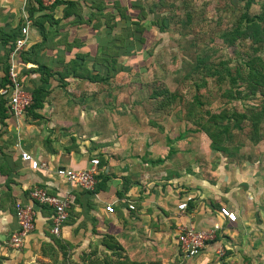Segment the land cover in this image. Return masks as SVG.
<instances>
[{
  "label": "crops",
  "instance_id": "0c3cea01",
  "mask_svg": "<svg viewBox=\"0 0 264 264\" xmlns=\"http://www.w3.org/2000/svg\"><path fill=\"white\" fill-rule=\"evenodd\" d=\"M173 4L174 0H57L46 6L40 0H0V85L8 54L28 21L26 45L17 56L21 79L29 91L49 90L42 108L35 110L40 117L25 112L19 123L13 116L0 122V264H88L90 257L103 261L110 255L102 243L106 235L120 243L122 257L137 264H176L181 259L180 225L219 228L218 236L190 257L195 264H264V152L261 161L240 164L232 159L229 168L213 162L206 170L191 162V154L204 148L198 142L207 143L210 150V140L190 128L183 104L178 100L171 109L160 108L161 100L144 99L136 83L119 86L112 81L139 73L135 59L145 57L143 50L118 56L130 70H120L108 83L57 76L77 58L94 72V58L122 39V24L134 11L144 10L145 19L151 20L156 17L150 10ZM145 19V25L151 24ZM15 33L18 37L11 41ZM21 52L36 62L23 61ZM43 64L55 74L47 83L40 80ZM103 69L99 64L98 70ZM98 122L111 125L103 128L96 126ZM18 139L23 149L45 162V169H32L20 159ZM92 158L104 161L99 174L108 176L102 186L97 179V188L89 191L93 193L56 173L58 167L84 168ZM34 187L68 200L67 219L57 235L51 232L54 209L30 199ZM18 200L31 205L35 227L21 249L14 250L7 242L17 228ZM182 201L186 207L178 209ZM221 205L236 213L235 221L220 215ZM220 248L223 254L216 256Z\"/></svg>",
  "mask_w": 264,
  "mask_h": 264
},
{
  "label": "rangeland",
  "instance_id": "374dc122",
  "mask_svg": "<svg viewBox=\"0 0 264 264\" xmlns=\"http://www.w3.org/2000/svg\"><path fill=\"white\" fill-rule=\"evenodd\" d=\"M260 1L256 0L248 9L244 7V0H174L173 6L168 9H165V5L160 6V9L153 11L155 15L159 11L164 15V31H159L152 24H146L145 35L147 40L152 41L149 50L154 51L150 67L140 68L137 74L134 71L125 73L119 81L112 79L119 86L126 82H132L133 86L136 83L137 89L141 86L144 91L139 92L143 93L144 99L161 92L163 98H175L186 107L187 103L199 97L203 103L202 109L208 111L207 117L211 112L219 113L221 110L230 114H247L246 118L239 120V128L233 127L225 134L223 141L230 148L229 151L214 153L211 149L208 150L207 143L198 142L204 148L201 153L199 150V154L197 151L191 154V162L195 160L200 168L209 170V164L213 162L226 164L229 168L233 165L232 159L240 164L256 159L263 160L264 117L259 118L257 129H254L251 124L252 110L250 112V106L258 107L261 103V92L249 94L246 81H231L230 76H223L218 80L216 75L205 76L200 68L206 65L223 72L229 67L233 74L239 59L243 61L246 54L252 53L253 44L246 37H236L233 44H229L225 38L229 33L235 34V27L243 13L252 16L259 12ZM142 49L147 57L148 49L144 46ZM258 54L264 58V50H260ZM138 58L135 60H139ZM196 65L200 67L196 68ZM97 125L109 128L111 123L98 122ZM191 127L193 128L192 124ZM214 181L213 178L212 182ZM214 253L217 256L220 252L218 250V253ZM179 260L176 264H195L196 261L182 255Z\"/></svg>",
  "mask_w": 264,
  "mask_h": 264
},
{
  "label": "trees",
  "instance_id": "16d2710c",
  "mask_svg": "<svg viewBox=\"0 0 264 264\" xmlns=\"http://www.w3.org/2000/svg\"><path fill=\"white\" fill-rule=\"evenodd\" d=\"M256 0H244V7L249 8L251 4L255 3ZM261 9L256 14L252 16H248L246 13H243L241 16V20L238 25L235 27V34L229 33L225 38L229 44H233L236 41V37L243 36L251 41L253 44V49L251 54H246V59L242 61L239 59L237 66L234 69L233 74L231 73L229 67L221 72L216 69H212L209 66L200 67L196 65V68H201L204 72L205 76H217V79L220 80L223 76H230L231 81H235L237 79H241L242 81H246V88L249 94H256L259 91L261 92L263 98L258 107L250 106V112L252 110L251 124L254 126V129H257V122L260 117H264V58L261 54H258L260 50H264V0L260 1ZM74 3H70L72 5ZM155 15V11L150 10ZM161 11L157 12L155 17L152 18L151 24L156 26L159 31H164V26L166 24L164 15L160 14ZM136 14V16H135ZM159 14V15H158ZM147 13L144 10L138 11V13L133 12V16H130V20L126 21L125 24H122V39L118 42H112L109 46H106L102 53V56H96L94 58L93 70L90 71L86 66L83 59H72L67 62V70L63 71L57 76L61 80L65 78H76L77 80H86L90 82H101L108 83L111 78H113L120 70L128 71L129 67L121 65L118 62V56L122 54V56L130 55L132 52L138 50L142 51L143 46L148 49L146 52L148 53L147 57H139L138 62L139 68H149L150 64L153 61H150L154 56V51L149 50L150 44L152 41L147 40L145 35V31L147 26L143 23L142 20L145 19ZM125 17V9L122 8V18ZM125 19V18H124ZM124 22V21H123ZM122 22V23H123ZM18 35L15 33L10 39L14 41ZM9 38L6 41L10 40ZM136 40V41H135ZM156 44V43H155ZM155 44H153L155 46ZM154 46L152 48H154ZM134 55V54H133ZM19 57L26 62L32 61L36 62L34 59H31L28 54L24 56L23 52L20 53ZM134 59V56H132ZM81 60V61H80ZM30 64V63H29ZM102 64L104 66V71L100 72L98 70V65ZM7 68L8 65L4 67V78L3 82L0 85L1 88H4L8 85L7 79ZM43 69L42 76L40 78L41 82L47 83L49 80V76L55 75L49 66L43 64L40 66ZM200 69V70H201ZM25 73L29 70L24 69ZM216 79V80H217ZM65 81L62 82L64 84ZM30 93L32 96V102L30 105L26 107L25 112L31 114L35 117H40L37 111L42 108L43 101L49 95V90L44 87H34L30 89ZM162 93H153L149 97L160 99L158 102L160 108H172V104L177 102L178 100L174 99H165L162 97ZM202 101L199 97H195L191 103H187V106H184L185 109V119L188 120L193 126L194 130L204 132L209 140V146L212 150L218 152H227L230 150L227 147V144L224 143L225 134H228L231 128H239V120L247 117V114L244 113H228L226 110H221L219 113L211 112L207 117V110L202 109ZM24 112V114H25ZM7 116H13L8 105V99L0 94V122H3L4 118ZM206 116V118L204 117ZM104 161L99 159L98 168H101L104 165ZM97 179H100L101 183L98 185L102 186L107 179L108 176L104 174H97ZM95 185V188L98 186ZM94 188V190H95ZM85 190V189H84ZM93 190V189H92ZM91 191V190H86ZM93 193V192H89ZM120 194V193H118ZM15 204V203H14ZM102 243L107 247L106 251L110 253L108 259L99 260V259H90L88 264H137L133 261H130L126 257H122L120 254V250L122 247L120 243L115 239V237L111 235H106L103 237Z\"/></svg>",
  "mask_w": 264,
  "mask_h": 264
},
{
  "label": "built area",
  "instance_id": "2783aa9c",
  "mask_svg": "<svg viewBox=\"0 0 264 264\" xmlns=\"http://www.w3.org/2000/svg\"><path fill=\"white\" fill-rule=\"evenodd\" d=\"M43 5L49 6L57 0H40ZM28 21L21 27V37L17 38L13 44L12 50L8 54L7 79L8 85L1 88L0 94L8 99V105L11 113L17 123L21 120L26 107L32 102V96L29 90L24 87L21 79V65L17 61L20 50L26 45V36L29 30ZM19 149L20 159L27 162L32 169L46 168L45 162L38 161L30 152L23 149L20 145V139L15 142ZM98 158H92L88 166L79 169L58 167L56 173L63 177L68 183L75 184L77 187L85 190H92L97 181L96 175L99 173ZM30 199L39 204L51 206L54 209L52 216L51 232L58 234L64 221L67 219L68 200L67 198H58L49 194L44 188L34 187L29 192ZM190 197H187L188 200ZM133 208V205H129ZM178 209H185L186 201L177 205ZM105 209L113 211L111 205H106ZM14 213L17 221V228L10 234L8 245L14 250H20L23 245V239L30 233L34 227V211L31 205L22 201H15ZM219 213L227 221H235L236 213L225 205L219 207ZM219 228L216 226L210 228H195L192 225H180L177 230V242L182 257L190 258L197 255L205 244L218 236ZM219 254H223L222 248Z\"/></svg>",
  "mask_w": 264,
  "mask_h": 264
}]
</instances>
